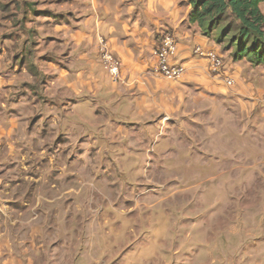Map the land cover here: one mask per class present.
Masks as SVG:
<instances>
[{
	"label": "clouds",
	"instance_id": "obj_1",
	"mask_svg": "<svg viewBox=\"0 0 264 264\" xmlns=\"http://www.w3.org/2000/svg\"><path fill=\"white\" fill-rule=\"evenodd\" d=\"M193 2L75 0L0 75V264H264V0Z\"/></svg>",
	"mask_w": 264,
	"mask_h": 264
},
{
	"label": "crops",
	"instance_id": "obj_2",
	"mask_svg": "<svg viewBox=\"0 0 264 264\" xmlns=\"http://www.w3.org/2000/svg\"><path fill=\"white\" fill-rule=\"evenodd\" d=\"M192 8L188 13V19H190ZM32 17L39 16L42 23L38 27L29 28L27 25L31 23ZM64 17H73L76 20V26L73 27V31L79 30V25L85 21L84 15H76L75 0H11L10 4H4L0 6V40L20 39V35H23V44L18 45L19 51H12L9 57L11 63L8 67L0 72V75H7L13 73L15 68V75L22 74V67L25 64V60L33 56L37 50L39 51V61L52 64L55 61L57 50L59 46L64 44V39L59 35L48 34L42 39L39 38V28H56L60 26V21ZM3 29H12V31H3ZM8 49H0V57L5 56V52ZM71 49L64 51L62 54L67 56ZM23 57V58H22ZM4 63L0 60V64ZM29 74L31 75V66L28 67ZM27 81L21 82L16 87L23 88L27 85ZM14 111V110H9ZM37 116L32 117V121L37 120ZM28 128H32V123H29ZM11 203V202H9ZM137 238L143 239V236ZM253 239L264 240V234L253 237ZM131 245H129L130 247ZM145 249L149 248V245L144 246ZM154 257L151 252H144L136 264H152ZM4 264H8L7 261ZM111 264H115L113 260ZM171 264H176V260L173 258ZM213 264V262L211 263Z\"/></svg>",
	"mask_w": 264,
	"mask_h": 264
},
{
	"label": "rangeland",
	"instance_id": "obj_3",
	"mask_svg": "<svg viewBox=\"0 0 264 264\" xmlns=\"http://www.w3.org/2000/svg\"><path fill=\"white\" fill-rule=\"evenodd\" d=\"M3 214H4V212L0 211V215H3ZM198 219H199V217L189 216V217L184 218V222L195 223ZM137 239H139V238H137ZM209 243H211V241H208V242L203 243V244H198L195 247H191L190 245L186 244L185 249L191 247V251L182 250L183 256L186 258H192L193 253H195L197 258H198L197 264H211L213 262L212 259H210L206 256L203 258H200V251L206 249L208 247ZM180 264H184L183 260L180 262Z\"/></svg>",
	"mask_w": 264,
	"mask_h": 264
},
{
	"label": "trees",
	"instance_id": "obj_4",
	"mask_svg": "<svg viewBox=\"0 0 264 264\" xmlns=\"http://www.w3.org/2000/svg\"><path fill=\"white\" fill-rule=\"evenodd\" d=\"M198 2H199V0H194V2L192 4V11H191V14H190V19H191L192 13L195 12V10H196ZM217 42L218 43L220 42L219 39L217 40ZM254 43H255V41H252V43H250V44L242 45V42L236 41L235 42L236 51H240L242 46L246 47L248 49H251L252 44H254ZM229 44H232V41H229Z\"/></svg>",
	"mask_w": 264,
	"mask_h": 264
}]
</instances>
